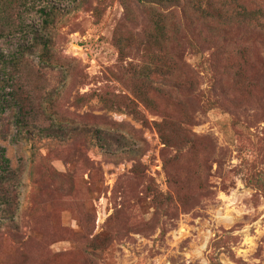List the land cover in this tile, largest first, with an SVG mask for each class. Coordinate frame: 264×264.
<instances>
[{"label":"rangeland","instance_id":"374dc122","mask_svg":"<svg viewBox=\"0 0 264 264\" xmlns=\"http://www.w3.org/2000/svg\"><path fill=\"white\" fill-rule=\"evenodd\" d=\"M126 1L130 20L123 0H19L0 23V264H264V20L210 40L182 19L147 103L129 73L150 8Z\"/></svg>","mask_w":264,"mask_h":264},{"label":"trees","instance_id":"16d2710c","mask_svg":"<svg viewBox=\"0 0 264 264\" xmlns=\"http://www.w3.org/2000/svg\"><path fill=\"white\" fill-rule=\"evenodd\" d=\"M19 0H0V23L7 20L11 11L15 9ZM138 4L148 6L152 29L146 47L151 53L150 61L144 64L133 65L130 75L134 79L133 85L136 87L137 96L145 102L150 103L146 91L156 89L160 91V86H170V76L179 69L178 61H174L173 50L164 49L163 45L172 38L178 40L180 29L177 25L182 23V19L190 20V24L202 23L206 27L207 36L210 40H220L226 32H232L236 28L247 26L257 28L260 21L264 20V9L251 7L242 3L241 0H135ZM256 1V0H255ZM129 20L134 16V11L126 0H123ZM183 8V14L181 9ZM48 9V8H46ZM47 10H45L46 12ZM53 20L46 18V25L52 24ZM183 26V25H182ZM130 38L121 35L118 39V48L122 55L130 48ZM36 46L40 48L41 58L46 63L56 60L54 55V42L51 37H36ZM155 86H159L155 88ZM162 136L166 137V122L156 124ZM181 132H183L181 130ZM168 136V135H167ZM9 159L5 155V148L0 147V184H5L10 175ZM8 200L1 197L0 204Z\"/></svg>","mask_w":264,"mask_h":264}]
</instances>
